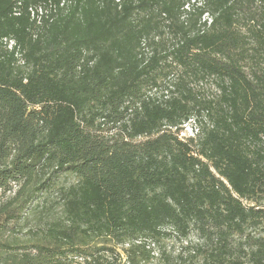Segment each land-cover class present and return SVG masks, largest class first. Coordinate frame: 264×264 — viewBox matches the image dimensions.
Here are the masks:
<instances>
[{
	"label": "trees",
	"instance_id": "trees-1",
	"mask_svg": "<svg viewBox=\"0 0 264 264\" xmlns=\"http://www.w3.org/2000/svg\"><path fill=\"white\" fill-rule=\"evenodd\" d=\"M263 203L264 0H0V264H140L168 228L198 243L164 264H264Z\"/></svg>",
	"mask_w": 264,
	"mask_h": 264
},
{
	"label": "rangeland",
	"instance_id": "rangeland-1",
	"mask_svg": "<svg viewBox=\"0 0 264 264\" xmlns=\"http://www.w3.org/2000/svg\"><path fill=\"white\" fill-rule=\"evenodd\" d=\"M248 72H250V67H246ZM262 72L263 70H259ZM194 87L199 88L201 90V93L206 97L210 99L217 98L219 91L216 85V82L211 78H207L203 81H195L192 83ZM205 122V121H204ZM197 134V130L194 128V126L191 123L184 124L182 126V131L180 132V138H190ZM76 181V177L74 175L70 174H60L58 177H56L55 180V189L60 187L61 185H67V184H73ZM49 203L43 202L40 204V207L36 210L37 212L32 215L29 219V222L27 225H25L23 229V233L20 235L21 241L26 242L28 240V234L30 228H34L36 226L42 225L49 214H52L51 218H58L61 215V207L57 206L54 209L50 207V204L52 200L56 198L55 193L51 192L48 197ZM42 202V201H41ZM246 205H251L247 201H244ZM37 203H34V206ZM257 209H261L264 211V203L259 205ZM262 222H264V214ZM248 232L255 235H262L264 236V224L260 225L257 228H249ZM166 235L161 237L159 241L152 242L149 247H147V250L152 252V257L149 260L142 261L140 264H164L165 258L164 254L167 255V257L171 259H176L178 255H182L184 258L189 256V254H194V251L189 248V246H192L194 244L198 243V238L196 234L193 232L190 234V236L185 239L183 237H180L176 231H174L171 228H168L165 230ZM113 244V243H112ZM110 244L109 246H112ZM128 245L122 246L117 245L116 249L121 253V260L119 261L120 264H128L126 255L124 254L123 248H128ZM199 260V259H198ZM200 261V260H199ZM186 264H191L190 261H187Z\"/></svg>",
	"mask_w": 264,
	"mask_h": 264
},
{
	"label": "built area",
	"instance_id": "built-area-1",
	"mask_svg": "<svg viewBox=\"0 0 264 264\" xmlns=\"http://www.w3.org/2000/svg\"><path fill=\"white\" fill-rule=\"evenodd\" d=\"M39 11H40V13H42V10L41 9ZM32 13H33V16H34V11H32ZM40 23H41V20L38 19V24H40Z\"/></svg>",
	"mask_w": 264,
	"mask_h": 264
}]
</instances>
